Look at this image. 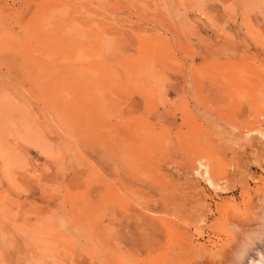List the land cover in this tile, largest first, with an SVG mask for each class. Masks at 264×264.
Returning <instances> with one entry per match:
<instances>
[{"label": "rangeland", "instance_id": "1", "mask_svg": "<svg viewBox=\"0 0 264 264\" xmlns=\"http://www.w3.org/2000/svg\"><path fill=\"white\" fill-rule=\"evenodd\" d=\"M263 193L264 0H0V264H234Z\"/></svg>", "mask_w": 264, "mask_h": 264}, {"label": "bare ground", "instance_id": "2", "mask_svg": "<svg viewBox=\"0 0 264 264\" xmlns=\"http://www.w3.org/2000/svg\"><path fill=\"white\" fill-rule=\"evenodd\" d=\"M261 200H262L261 203H263L264 206V193L262 195ZM256 229H253L255 230V233H251V231L250 232L248 231L249 233L252 234V236H250L251 234L246 236L247 238L246 240H244L245 242H243L240 250L238 251L236 260L235 261L232 260L234 264H264V218L261 221V227L259 228L262 229V231L259 229L257 231ZM256 231L257 232L261 231L262 233L257 234ZM230 264H233L231 260H230Z\"/></svg>", "mask_w": 264, "mask_h": 264}]
</instances>
